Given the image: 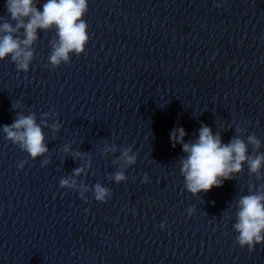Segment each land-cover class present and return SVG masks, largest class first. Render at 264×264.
I'll return each mask as SVG.
<instances>
[{"label": "clouds", "instance_id": "9594fccd", "mask_svg": "<svg viewBox=\"0 0 264 264\" xmlns=\"http://www.w3.org/2000/svg\"><path fill=\"white\" fill-rule=\"evenodd\" d=\"M39 0H6V9L11 21L0 16V60L10 56L18 71L28 72L33 60L31 46L38 39L37 31L56 28L58 43L53 42V51L49 57L51 65L58 66L63 61L69 62V53L75 52L77 56L85 52L90 39L88 25L83 19L88 11V0H46L42 10L37 7ZM219 6V5H217ZM22 32L21 35H18ZM215 57H213L214 59ZM21 105L16 103L13 108ZM45 126H47L45 124ZM53 130L58 131L60 125L53 124ZM237 132L241 129L238 127ZM3 132L6 139L18 145L29 154L32 159L43 156L48 152L45 144V135L40 125L36 123L35 114H19L11 125H4ZM186 132L183 127H177L170 133V140L175 146L181 144L186 154L180 161V172L185 178V187L193 195L210 191L213 187H220L226 180H230L234 173L242 170V165L248 164L250 173L256 174L260 179V169L264 166V154L254 158L247 155L248 147L244 140L238 136L229 143H222L219 134L213 135L211 128L202 125L199 137L195 142H184ZM248 143L255 148L260 147V141L254 136L248 137ZM113 151V148H106ZM65 151H69L66 146ZM131 148H126L121 153V158L127 165L136 163V156L131 153ZM76 155H79L77 153ZM26 160L18 164L23 168ZM45 159L43 164H47ZM90 166V165H89ZM83 168L73 170L72 177L61 178L60 188L75 189L77 182L73 177L80 176ZM116 183L125 181L127 177L123 172H116L112 177ZM147 181V175H145ZM83 191H88L83 186ZM83 195V192L80 193ZM111 195L110 190L96 183L94 186V199L105 202ZM236 222L233 228L238 233L236 243L254 251L257 244L264 243V187L252 194L243 195L237 202ZM85 211H89L85 209ZM192 210L189 209V212ZM161 229L165 227L160 225Z\"/></svg>", "mask_w": 264, "mask_h": 264}]
</instances>
